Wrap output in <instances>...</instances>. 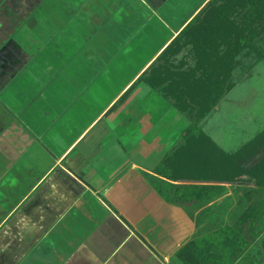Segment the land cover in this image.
<instances>
[{
    "label": "crops",
    "instance_id": "0c3cea01",
    "mask_svg": "<svg viewBox=\"0 0 264 264\" xmlns=\"http://www.w3.org/2000/svg\"><path fill=\"white\" fill-rule=\"evenodd\" d=\"M42 1L0 0V264H218V229L236 221L257 186L212 185L209 192L219 187L220 193L207 200L205 183L172 180L166 158L189 122L138 79L190 24L167 59L181 64L183 78H215L218 35L210 27L217 28L216 18L211 21L216 10L198 0L192 8L166 9L174 17L168 20L160 14L167 0H56L46 21L57 26L48 42L56 48L74 41L80 26L88 32L109 26L105 5L126 8L115 23L122 21L127 36L135 37L134 43H110L109 56L99 55V47L93 54L87 43L86 64L104 66L79 85V75H59L46 58L41 75L31 76V42L10 38L37 5L44 16L38 21L48 18ZM228 11L234 31L244 32L240 43L262 36L264 0H218V17ZM184 43H198L204 53L184 55ZM197 58L205 68L192 67ZM260 231L234 264L254 263L251 249L264 239V220Z\"/></svg>",
    "mask_w": 264,
    "mask_h": 264
},
{
    "label": "trees",
    "instance_id": "16d2710c",
    "mask_svg": "<svg viewBox=\"0 0 264 264\" xmlns=\"http://www.w3.org/2000/svg\"><path fill=\"white\" fill-rule=\"evenodd\" d=\"M203 8L216 10L211 21L214 23L216 18L217 28H210L217 30L218 35V64L215 72L217 76L209 79L194 76L183 78L180 75L181 72L177 71L181 64L177 67L173 62L168 61L174 54L171 52L173 47L179 44L173 42L181 39L191 26L190 24L176 35L172 43L166 45L138 79L157 89L184 114L189 122L181 140L175 145L172 154L166 158L173 169L169 175L172 180L182 179L205 183L206 185L203 186L207 189L203 193L207 200L214 196L215 191V194L220 193L219 187L218 190L209 192L212 185L235 183L257 186L258 191L251 195L250 202L236 221L218 229V264H234L236 260L242 258L247 248L258 238L261 232L260 220H264V128L234 151H225L200 127V123L234 86L232 72L237 62L235 57L243 49L252 50L253 48L260 59L264 57V47L257 43H240V34L244 32L234 31L237 25L230 17L229 11L225 19L218 17V0H209ZM241 27L242 25L239 26ZM255 34H257L256 31L253 36ZM198 35L199 27L197 26L192 33V38L196 39ZM234 36H237L238 40H235ZM191 50L197 56H199L198 51L201 53L203 50L204 53V49H199L198 43H191ZM192 67L205 68L206 65L198 62L197 58ZM172 73H175L173 77H171ZM179 169L186 171V174H180ZM190 194L193 198L196 193L192 191ZM262 242L264 246V239ZM206 258L209 261L212 257L207 256Z\"/></svg>",
    "mask_w": 264,
    "mask_h": 264
},
{
    "label": "rangeland",
    "instance_id": "374dc122",
    "mask_svg": "<svg viewBox=\"0 0 264 264\" xmlns=\"http://www.w3.org/2000/svg\"><path fill=\"white\" fill-rule=\"evenodd\" d=\"M196 2L199 1L167 0L165 4H161L160 14H164V17L168 20L171 18L174 19L170 12L165 11L166 9L175 11L180 10L181 7L192 8ZM55 3L56 0L42 1V4H46L45 6H47V9L45 11H47L49 15L45 21H38V19L44 20V16H39V5H37L34 7V10L30 11V14L24 21H20L23 23L18 25L14 32H11L10 38H13L14 40H19L20 43L31 42L30 46H28V49H30L29 52L32 53L30 75L34 76V74H36L34 78H37V75H41V71H43V67L46 65L43 63V60L46 58L47 63H53V68H51L52 71L55 69L59 75L67 74L66 76H70V73L73 72L74 76L79 75L78 77L82 78L79 79V85L86 84L87 78H91L90 75L94 74L93 72H102V67L104 66L100 63H95V65L93 63L86 64L84 61L86 54L85 51H82V48L87 43H90L91 48L89 50L93 51V54L99 47L102 51L99 55L107 56L106 53H108V51L111 52L109 49L110 43L135 42L133 41L135 39L134 36H127L128 33H126V31L128 26L125 27L122 21L115 23L118 17L116 14L121 12L120 10L125 11L126 8L119 7L120 9L117 11H113L116 8L105 5L104 8L108 7L107 11L109 13L111 12L109 16V26L98 27L95 25L94 27H91V32L86 31V28L83 30L80 26L78 31L72 32V35L75 37L74 41H63V45H57L58 47L56 48V44L48 42L50 41V35H53V33L57 31L55 30V27L57 26L46 22L47 20L52 19L51 15H54ZM114 3L117 4L119 2L116 1ZM119 14L122 19V12ZM68 19H70V15H68ZM23 35L24 39L22 40ZM46 35L49 36L47 39ZM148 36V42H150L152 40V34L149 33ZM63 37L64 39L66 38L69 40L66 35H63ZM254 40L255 43L264 47V33L262 36L256 37ZM39 41L42 42V45L39 48L40 50H36V46L40 44ZM71 43L79 45L77 51L70 48ZM43 45H47L46 50ZM189 45L190 44L187 45L188 47H185L186 52L184 55H187V52L190 53L191 45ZM41 51L42 53L39 54ZM256 52L257 51L253 48L252 50L243 49L235 57V61L237 62L232 72L234 86L224 95L223 98H221L216 108L200 123V127L209 134L217 144L224 147L226 150L235 148L238 144L246 141L264 127V57L258 59ZM55 55L57 56L53 57ZM72 55H76L77 58L75 59ZM99 55L96 54L95 57H99ZM188 57L192 59L193 56ZM132 60H134V58H132ZM105 66L108 67L107 64ZM57 67L58 69H56ZM39 77L40 76H38V78ZM88 80L90 81V79ZM64 83L65 82L62 83V87H65ZM66 83L69 88L73 87L70 86L68 82ZM261 241L262 239L257 241L251 249V256L254 258L253 264H264V246Z\"/></svg>",
    "mask_w": 264,
    "mask_h": 264
}]
</instances>
